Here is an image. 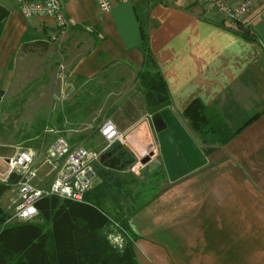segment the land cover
I'll return each mask as SVG.
<instances>
[{"label":"crops","instance_id":"0c3cea01","mask_svg":"<svg viewBox=\"0 0 264 264\" xmlns=\"http://www.w3.org/2000/svg\"><path fill=\"white\" fill-rule=\"evenodd\" d=\"M109 1L106 12H100L93 0L67 1L62 14L72 25L60 36L52 18L24 19L16 0H0L8 11L0 35V99L13 85L18 58L49 53V60L59 58L57 79L47 80L43 70L33 79L36 91L38 96H62L52 113L69 112L53 113L55 123L40 138L44 148L31 150L47 148L56 137L73 146L93 141L87 136L88 126L71 120L77 96H128L123 105L112 107L106 121L120 132L129 126L126 132L140 146L158 153L151 115L135 77L143 61L140 36L145 35L175 116L184 119L185 108L199 100L219 114L232 137L215 147L204 167L169 184L127 221L135 237L136 263L264 264V0L240 19L252 39L227 28L234 24L199 0ZM223 1L230 8L239 5V0ZM37 42H45V53H20L21 45ZM58 68L64 72L58 73ZM135 96L143 99L142 114L130 103ZM123 156L120 153L119 162ZM101 165L124 168L99 162L96 170ZM141 170L128 173L139 177ZM97 180L98 174L93 188ZM146 211L153 217L137 220Z\"/></svg>","mask_w":264,"mask_h":264},{"label":"trees","instance_id":"16d2710c","mask_svg":"<svg viewBox=\"0 0 264 264\" xmlns=\"http://www.w3.org/2000/svg\"><path fill=\"white\" fill-rule=\"evenodd\" d=\"M8 11L0 4V35ZM242 36L252 39L253 34L240 22H230ZM226 27L225 23H222ZM139 50L143 61L137 73V86L144 97L149 115L171 108V99L155 59L151 54L147 38L140 36ZM45 42L21 45L20 53H45ZM86 96H77V98ZM76 105V104H75ZM186 130L191 140L209 156L216 146L226 144L232 137L226 125L215 110L208 109L199 100H193L183 111ZM107 116L97 121L90 137L98 135ZM256 118V116H255ZM254 118V119H255ZM195 135V136H193ZM89 139V138H87ZM111 151L127 155L120 146ZM129 165L133 163L128 157ZM162 163L143 166L140 177L123 173L125 169H108L98 166L97 184L84 195L82 203L58 198H46L36 204L37 216L29 222L8 224L2 227L8 213L2 206L1 198L16 177L10 175L6 182L0 181V264H137L134 259L133 241L127 221L149 206L160 196L161 184L166 180ZM109 194L117 195L122 203L128 204L127 212H121L113 204L108 205ZM117 225V226H115ZM111 235H120L122 245L109 240Z\"/></svg>","mask_w":264,"mask_h":264},{"label":"built area","instance_id":"2783aa9c","mask_svg":"<svg viewBox=\"0 0 264 264\" xmlns=\"http://www.w3.org/2000/svg\"><path fill=\"white\" fill-rule=\"evenodd\" d=\"M69 0H16L18 12L24 19L30 17H50L54 20L60 36L72 25L63 13V6ZM100 12H106L111 6L109 0H93ZM119 3L127 0H117ZM171 3L177 0H160ZM261 0H239L235 8L227 6L223 0H199L209 8L224 16L225 21L240 22L253 5ZM99 135L105 146L99 151L73 146L65 138L56 137L45 149L18 150L10 158H0L5 165L4 182L10 175L16 177L5 212L8 217L2 227L8 224L29 222L37 216L36 204L46 198H58L74 203H82L84 195L93 188L97 177L96 166L102 154L114 145L129 151L133 158L130 172L138 173L143 166L141 160L157 153L153 148L140 146L129 132H120L111 121H106L99 129ZM117 226V225H115ZM109 240L122 245L120 235H111Z\"/></svg>","mask_w":264,"mask_h":264},{"label":"rangeland","instance_id":"374dc122","mask_svg":"<svg viewBox=\"0 0 264 264\" xmlns=\"http://www.w3.org/2000/svg\"><path fill=\"white\" fill-rule=\"evenodd\" d=\"M51 54L45 55L44 57H35L31 59L18 58L17 67L15 71L13 85L8 91L6 96H1L0 99V158L7 159L12 156L17 149L31 150L33 148H44L41 144L40 138L44 129L50 128L55 123V117L53 113H58L66 116L69 111L61 112H51L53 105L58 103V98L62 99V96H38L33 79L40 76L42 71L46 70V75L48 79L55 76V67H58L59 58L56 56L51 58ZM43 62L47 63L46 66L43 65ZM57 65V66H56ZM54 66V68L52 67ZM59 68H61L59 66ZM58 73H63L64 69H59ZM58 74L54 77L57 79ZM55 79V80H56ZM32 86L34 87L32 89ZM44 90V89H43ZM25 93L27 96L22 95V93L17 94V92ZM49 92V91H48ZM15 95V96H11ZM128 96H86L76 98L74 105L77 106L75 111V116L71 118L72 122L82 121V126H88V130H93L96 126L98 120L102 116L110 115L111 109L113 106L123 105ZM141 96H135L132 98L130 103H133L136 109V113L142 114L144 111V103ZM99 103L101 106L99 107ZM97 109V110H96ZM123 113V112H121ZM139 114V115H140ZM109 117V116H108ZM124 117V116H123ZM184 128L187 123L184 119H179ZM124 123V122H123ZM124 132H126L129 126H123ZM195 136V135H193ZM196 137V136H195ZM197 138V137H196ZM67 140V139H66ZM99 136H93V141L85 143L84 147L99 151L105 143ZM203 151V147L201 149ZM119 152V151H118ZM121 153V152H119ZM127 156V157H126ZM131 156V153L127 151V155L124 154L122 159L119 162V165L125 164V161H129L128 157ZM156 161H151L150 166L160 163V158ZM128 163L124 166L123 173H128L129 167ZM131 166V165H130ZM143 170V169H142ZM141 170V171H142ZM97 171V170H96ZM5 165L0 161V181L4 182L5 178ZM197 172V171H196ZM192 174V173H190ZM189 174V175H190ZM194 175H192L193 177ZM140 177V175H139ZM142 178V177H140ZM171 184L169 181H164L160 189L164 190ZM11 192H5L1 198L2 206L8 204ZM108 205L115 206L121 212H127L128 204L122 203L121 199L114 194H109ZM163 203H161L162 205ZM145 209V208H144ZM153 215L150 211H146L143 215L139 217L140 221L146 222L147 219L152 218Z\"/></svg>","mask_w":264,"mask_h":264},{"label":"water","instance_id":"95a60500","mask_svg":"<svg viewBox=\"0 0 264 264\" xmlns=\"http://www.w3.org/2000/svg\"><path fill=\"white\" fill-rule=\"evenodd\" d=\"M149 120L166 180L175 183L206 165L207 158L191 140L187 130L170 109H163L152 114ZM111 154V150L102 154L100 162L104 166L112 168L111 161H108ZM115 161L117 164L119 163L118 159ZM150 162V157L141 160V164L144 166Z\"/></svg>","mask_w":264,"mask_h":264},{"label":"flooded vegetation","instance_id":"af4514ba","mask_svg":"<svg viewBox=\"0 0 264 264\" xmlns=\"http://www.w3.org/2000/svg\"><path fill=\"white\" fill-rule=\"evenodd\" d=\"M119 156H120V153L119 152H117V151H112V154L110 155V157L108 158V161H111V165L112 166H119V167H124V166H126L127 165V161H125V164H122V165H119V163L117 164L116 163V159H119ZM115 164H117V165H115Z\"/></svg>","mask_w":264,"mask_h":264}]
</instances>
